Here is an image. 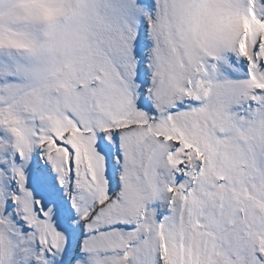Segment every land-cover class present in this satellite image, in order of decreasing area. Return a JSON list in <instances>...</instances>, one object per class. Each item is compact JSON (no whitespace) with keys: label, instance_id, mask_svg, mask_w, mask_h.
I'll return each instance as SVG.
<instances>
[{"label":"snow or ice","instance_id":"obj_1","mask_svg":"<svg viewBox=\"0 0 264 264\" xmlns=\"http://www.w3.org/2000/svg\"><path fill=\"white\" fill-rule=\"evenodd\" d=\"M0 264H264V0H0Z\"/></svg>","mask_w":264,"mask_h":264}]
</instances>
